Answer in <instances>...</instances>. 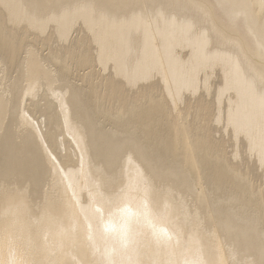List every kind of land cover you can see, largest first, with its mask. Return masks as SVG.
<instances>
[{
    "label": "bare ground",
    "instance_id": "6f19581e",
    "mask_svg": "<svg viewBox=\"0 0 264 264\" xmlns=\"http://www.w3.org/2000/svg\"><path fill=\"white\" fill-rule=\"evenodd\" d=\"M139 194L188 212L150 264H264V0H0V262L91 264Z\"/></svg>",
    "mask_w": 264,
    "mask_h": 264
},
{
    "label": "clouds",
    "instance_id": "9594fccd",
    "mask_svg": "<svg viewBox=\"0 0 264 264\" xmlns=\"http://www.w3.org/2000/svg\"><path fill=\"white\" fill-rule=\"evenodd\" d=\"M147 199L145 194L138 195L140 214L133 216H129L127 213L117 214L119 224L123 225L121 231L117 233L114 242L100 245L96 253L98 258L91 264H150L145 251V239L156 238L160 228H167L171 231L179 221L188 217L187 209L180 202L174 204L166 200L163 212L157 213L150 205L145 209ZM57 235L56 233L52 234L53 241ZM169 251L177 258L169 260L165 264H183V261L179 259L182 253L170 247Z\"/></svg>",
    "mask_w": 264,
    "mask_h": 264
}]
</instances>
